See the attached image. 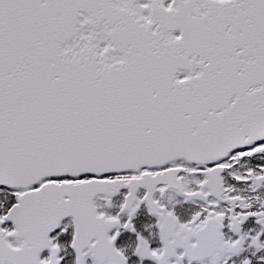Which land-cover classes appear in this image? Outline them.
Masks as SVG:
<instances>
[{"label": "snow or ice", "instance_id": "1", "mask_svg": "<svg viewBox=\"0 0 264 264\" xmlns=\"http://www.w3.org/2000/svg\"><path fill=\"white\" fill-rule=\"evenodd\" d=\"M0 264H264V0H0Z\"/></svg>", "mask_w": 264, "mask_h": 264}]
</instances>
